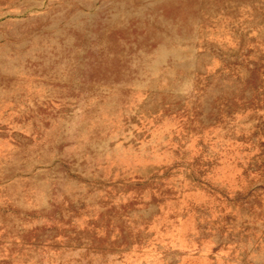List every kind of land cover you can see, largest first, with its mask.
I'll list each match as a JSON object with an SVG mask.
<instances>
[{"label": "rangeland", "instance_id": "obj_1", "mask_svg": "<svg viewBox=\"0 0 264 264\" xmlns=\"http://www.w3.org/2000/svg\"><path fill=\"white\" fill-rule=\"evenodd\" d=\"M0 264H264V0H0Z\"/></svg>", "mask_w": 264, "mask_h": 264}]
</instances>
